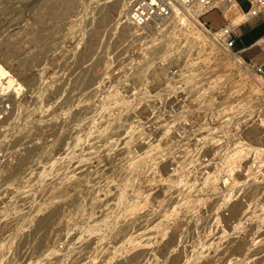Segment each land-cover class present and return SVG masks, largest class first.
I'll return each instance as SVG.
<instances>
[{
  "label": "rangeland",
  "instance_id": "1",
  "mask_svg": "<svg viewBox=\"0 0 264 264\" xmlns=\"http://www.w3.org/2000/svg\"><path fill=\"white\" fill-rule=\"evenodd\" d=\"M119 1L0 0V264H264V89Z\"/></svg>",
  "mask_w": 264,
  "mask_h": 264
},
{
  "label": "built area",
  "instance_id": "2",
  "mask_svg": "<svg viewBox=\"0 0 264 264\" xmlns=\"http://www.w3.org/2000/svg\"><path fill=\"white\" fill-rule=\"evenodd\" d=\"M122 2V8L118 11L116 18L117 22L136 27L139 32L136 37L150 41L156 47L155 53H152L153 56L157 55L152 59L153 62H168L164 59V37L168 36L167 33H171V29L182 32L180 28L178 30V28L175 29L176 26L173 27L175 22L173 21L174 10L179 8L185 14L187 13L193 27H195V30L190 28L192 31L194 30V38L191 42L196 40L197 45H200V39L195 38L201 29L206 42H209L224 55H238L245 64L249 62L248 67H251L256 77L264 83V63L256 64L245 59L243 50L236 48L237 41L242 37L241 29L257 18L264 19V0H122ZM222 5H238L245 17L243 23L235 28L230 27L229 20L220 9ZM244 5H247L246 10ZM189 9L194 10L193 14H189ZM214 10H219L227 21V24L219 29L210 27L204 20ZM182 29L185 31L186 27ZM192 45L195 46L194 43ZM259 47L264 53L263 47L261 45ZM136 53L139 56H144V58L147 56L146 53L144 54L140 50H136ZM260 125L263 126V122Z\"/></svg>",
  "mask_w": 264,
  "mask_h": 264
},
{
  "label": "bare ground",
  "instance_id": "3",
  "mask_svg": "<svg viewBox=\"0 0 264 264\" xmlns=\"http://www.w3.org/2000/svg\"><path fill=\"white\" fill-rule=\"evenodd\" d=\"M116 1V2H115ZM114 2L116 3V5H120V1L119 0H114ZM114 3V4H115ZM220 9L221 11L226 15L227 19L229 20V23H230V27H238L240 26L245 17L241 11V9L239 8V6L237 5H234V6H227V5H222L220 6ZM189 14H193L194 10L192 9H189ZM184 13V12H183ZM182 11L179 9V8H175L174 10V16H173V21H178V20H181V21H187L189 22L188 24L192 25V21L190 20L189 16H184L185 18L183 19L182 18ZM187 14V13H186ZM197 22V20H195ZM180 25V24H179ZM178 25V26H179ZM133 30H138L136 27H133V26H130ZM175 28H178V27H175ZM172 30V29H171ZM173 31V30H172ZM194 38V37H193ZM195 39H202L203 41L206 40L205 37H204V34L202 32V30L200 29L198 31V33L196 34V38ZM191 42V41H190ZM189 42V46L188 48H190L192 46V42L190 43ZM262 45H263V48H264V42H262ZM214 49V48H213ZM231 62H233L234 64H236V66L240 65L239 67L242 68V69H245L246 71L250 72L260 83V85L262 86V89H264V83L263 81H261L258 77H256V75L254 74V72L252 70H250V68L248 67L247 64H245V62H242V60L240 59V57L238 55H233V54H228V55H225ZM16 81V80H15ZM18 81H16V84H17ZM258 84V83H257ZM18 86V85H17ZM16 86V87H17ZM15 87V86H14ZM255 88V87H254ZM16 89V88H15ZM13 89V90H15ZM12 90V89H11ZM256 92V91H255ZM73 178V177H72ZM236 210V209H235ZM53 225V224H51ZM42 229V228H41ZM39 231V230H38ZM38 233V232H37ZM35 234V233H34ZM31 236V235H30ZM32 238V237H31ZM172 238V237H171ZM33 239V238H32ZM173 239V238H172ZM43 241V240H42ZM42 245V243H40ZM39 244V245H40ZM45 247V246H44ZM43 247V248H44ZM27 249V248H26ZM36 249V248H35ZM39 250V248H38ZM37 250V251H38ZM242 250V249H241ZM36 251V252H37ZM35 252V253H36ZM39 253V252H38ZM79 261V260H78Z\"/></svg>",
  "mask_w": 264,
  "mask_h": 264
},
{
  "label": "crops",
  "instance_id": "4",
  "mask_svg": "<svg viewBox=\"0 0 264 264\" xmlns=\"http://www.w3.org/2000/svg\"><path fill=\"white\" fill-rule=\"evenodd\" d=\"M237 6V5H236ZM245 6H247V5H244V8H245ZM214 11H219V10H214ZM213 12V11H212ZM212 12H210V13H212ZM220 12V11H219ZM209 13V14H210ZM208 14V15H209ZM220 14H221V12H220ZM224 14H225V12H224ZM207 15V16H208ZM226 16V15H225ZM221 17L223 18V20H224V25L226 24V20H225V18L222 16V14H221ZM227 18V17H226ZM223 25V26H224ZM249 25H251L252 26V28H254V27H257V26H263L264 25V19H262V18H257V19H255L254 21H252L250 24H248V25H246L245 27H243L242 29H241V31H242V37L245 35V31L244 30H246L247 28H248V26ZM223 26H221V27H223ZM221 27H219V28H221ZM219 28H217V29H219ZM262 42H264V33L261 35V36H259L256 40H254L251 44H249V45H247V46H245V47H242V48H238V50H243V55L248 51V50H250L251 48H257V47H259V45H261L262 47H263V45H262ZM260 48V47H259ZM264 49V48H263ZM263 52V51H262ZM264 54V53H263ZM254 63H256V64H263L264 63V60L262 61V62H254Z\"/></svg>",
  "mask_w": 264,
  "mask_h": 264
},
{
  "label": "trees",
  "instance_id": "5",
  "mask_svg": "<svg viewBox=\"0 0 264 264\" xmlns=\"http://www.w3.org/2000/svg\"><path fill=\"white\" fill-rule=\"evenodd\" d=\"M209 25V24H208ZM210 26V25H209Z\"/></svg>",
  "mask_w": 264,
  "mask_h": 264
}]
</instances>
